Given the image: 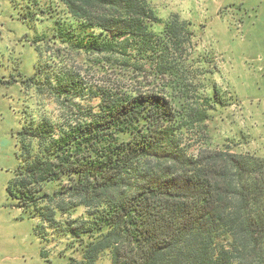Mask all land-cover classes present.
Wrapping results in <instances>:
<instances>
[{
  "label": "trees",
  "instance_id": "16d2710c",
  "mask_svg": "<svg viewBox=\"0 0 264 264\" xmlns=\"http://www.w3.org/2000/svg\"><path fill=\"white\" fill-rule=\"evenodd\" d=\"M28 7L30 26L48 25L29 82L61 115L30 114L17 130L6 190L38 237L63 240L62 264H264V155L208 139L226 104L192 78V23L162 19L150 0ZM93 56L139 86L91 85L75 62ZM193 136L207 140L190 155Z\"/></svg>",
  "mask_w": 264,
  "mask_h": 264
},
{
  "label": "rangeland",
  "instance_id": "374dc122",
  "mask_svg": "<svg viewBox=\"0 0 264 264\" xmlns=\"http://www.w3.org/2000/svg\"><path fill=\"white\" fill-rule=\"evenodd\" d=\"M39 1L42 5L49 0ZM29 2L0 0V264H62L63 240L51 231H41L38 237L35 225L39 221L22 219L21 212L11 207L6 190L17 166V130L30 114L52 118L61 115L48 90L41 93L43 85L29 82L41 62L33 41L37 33L48 29L47 24L39 22L34 28L22 18ZM150 3L162 19L178 16L192 23L194 47L187 53L192 78L208 94L216 84L225 100V107L218 106L212 112L208 139L221 145L234 138L241 150L264 155V0ZM76 59V67L93 86H139L131 71L126 73L116 66L112 69L104 61L105 65L96 64L94 56ZM191 138L185 146L194 155L205 148L207 139Z\"/></svg>",
  "mask_w": 264,
  "mask_h": 264
},
{
  "label": "crops",
  "instance_id": "0c3cea01",
  "mask_svg": "<svg viewBox=\"0 0 264 264\" xmlns=\"http://www.w3.org/2000/svg\"><path fill=\"white\" fill-rule=\"evenodd\" d=\"M7 260H8V259H7ZM7 260H6V261H7Z\"/></svg>",
  "mask_w": 264,
  "mask_h": 264
}]
</instances>
